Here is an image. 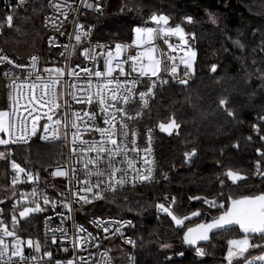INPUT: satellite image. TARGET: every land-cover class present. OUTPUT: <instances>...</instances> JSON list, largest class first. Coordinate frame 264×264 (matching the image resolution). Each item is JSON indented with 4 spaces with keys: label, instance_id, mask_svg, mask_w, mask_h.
I'll return each mask as SVG.
<instances>
[{
    "label": "trees",
    "instance_id": "1",
    "mask_svg": "<svg viewBox=\"0 0 264 264\" xmlns=\"http://www.w3.org/2000/svg\"><path fill=\"white\" fill-rule=\"evenodd\" d=\"M117 2L124 11L115 8ZM45 8V0H29L12 9L0 5V20L9 14L25 20L35 19ZM102 8L103 14H88L95 38L125 37L132 27L151 24L149 17L153 12L163 13L170 17L171 26L180 24L186 33L194 34L195 38L189 36V39L197 55L194 71L186 77V69L183 70L159 89L146 114L148 126L158 127L172 116L180 124L178 134H157L158 180L110 195L92 206L91 213L99 217L129 216L134 220L137 264H227V241L243 237L239 228L212 235L210 242L201 246L206 254L197 256L195 249L183 244L182 237L187 227L199 223L205 215L177 228L170 217L157 213L154 206L167 205L175 197L173 211L178 216L189 215L197 209L215 216L217 211L203 200L189 197L211 200L221 192L226 198L264 191V180L254 174L257 160L261 161L264 171V157L256 151L259 148L264 152V141L260 139L264 135V122L257 120L258 115H264V80L260 77L264 72V52L260 50L264 42V0H106ZM209 12L216 15V24L209 20ZM186 16L193 17V22H186L183 19ZM236 39L245 45L244 49L233 45ZM2 52L16 57L12 52ZM37 52H45L43 41ZM213 64L217 65L215 72L211 71ZM180 79H186L187 85L179 84ZM8 96V81L0 77V109H8ZM221 98L227 99V106L236 119L220 108ZM252 124H257L261 131L254 132ZM249 136L251 141L247 139ZM192 148H196L197 155L191 162H185L184 153ZM4 150L5 146H0V151ZM11 151L9 159H0V206L6 209L9 208L5 197L11 160L43 175L47 166L63 159L60 144L43 143L38 138L25 145H12ZM229 169L245 174L246 181L233 185L224 175ZM220 179H224V187ZM16 230L23 237L35 236L50 243L41 234L38 215L22 221ZM250 241L264 244L259 236H251ZM163 243L172 247L161 249ZM261 253L264 247L253 248L246 257L251 259ZM243 263L244 259L240 258L239 264Z\"/></svg>",
    "mask_w": 264,
    "mask_h": 264
},
{
    "label": "snow or ice",
    "instance_id": "2",
    "mask_svg": "<svg viewBox=\"0 0 264 264\" xmlns=\"http://www.w3.org/2000/svg\"><path fill=\"white\" fill-rule=\"evenodd\" d=\"M27 0H18L17 7L25 4ZM103 0H80L79 5L74 3H69L68 0H48V7L52 9L53 13L57 15L45 16V23L51 25L55 31H60L63 27L65 21L68 19L69 11L76 12L81 6L85 9L92 10L103 14L102 8ZM34 12H38L37 9H33ZM124 11V8H121ZM60 16L64 19L61 20ZM209 20L212 24L217 23V17L213 13H208ZM13 15L9 14L0 20V30H3L5 26L11 28L13 26ZM170 17L167 15L156 14L153 12L149 17L155 27L147 26H137L132 29L134 33V39L131 44H115V50L107 44H92L88 41V46H84V40L90 37L92 32L91 25L85 26L79 23L75 24V35L69 33V44L60 45L64 49L61 56H65L67 53L66 60L71 58L75 53L77 48H80V55L83 56L84 61L91 62L93 65L99 63L100 60L103 61V71L98 68L89 69L87 67L82 68V71L88 78V86L91 87L92 77L95 76L97 80H103L104 84H100L97 87V91L93 93H88L86 95V102L89 105H93L95 101L99 105V111L102 115L104 127L99 126L97 121V115L95 112H84V116L87 118V122H91V126H86L83 128V132H97L99 133L100 139L97 140L93 138L92 140L82 139V132L80 125L77 121L82 119L80 113L72 112V116L75 118L71 122V128L75 131L72 132V144L76 145L79 143L78 148H73V153L78 155L80 159L77 161L81 164L79 169L72 168L71 175L65 170H56L50 175L66 177L68 179V187L66 191H70L73 196V201L68 202L64 197V193H61V199L59 201L43 196L44 205L51 204L53 208L59 206L66 209L71 215L73 211V204H78L80 207L83 205L91 204L95 200H104L106 194L111 192L115 193L117 190L123 188L126 184L135 185L136 183H147L154 179V169L155 161L151 159L152 156V141H153V129H147V144L148 147L144 149L137 148V131H129L128 124L124 122L125 117L129 120L139 119L142 116L141 112H137L135 117L127 116L126 106L134 100V97L138 93L139 101L142 108L149 106V100L154 97V89L157 87V80L160 84L168 83L167 80L162 79L166 74H170L172 78L177 76V68L175 65V58L171 55H167L164 52H159L153 43L155 40L164 38V43L168 44L167 37H178L181 45H187L188 40L186 36H191L193 39L194 34L185 33L184 28L177 24L175 27L169 26ZM186 22L192 23L193 17L186 16L183 18ZM147 24V22H144ZM19 30V29H17ZM60 35H64V32H60ZM75 43H72V41ZM49 43L54 44V38H49ZM233 45L239 49H244L245 45L241 43L239 39L232 41ZM135 47L138 49L136 54H132L130 49ZM169 48H173L172 44H168ZM99 49V51H98ZM260 50L264 52V42L260 45ZM158 53V54H157ZM124 59H121V57ZM196 56V53L191 48L182 58L181 62L186 66L185 76L187 77L192 70V62ZM8 61V63H13L8 60L6 56H0V62ZM38 58L31 57V64L27 66L29 76L35 74L36 81H40L38 84L33 82L28 85L32 90L42 91V101L49 107V109H59L60 105L56 100V88L55 85L58 81L65 75V68H45L44 72L48 73L47 80H43L39 75V70L37 69ZM173 61V63H169ZM255 63V61H253ZM125 65H130L129 71H125ZM80 65H77L79 67ZM17 67H25L23 65H17ZM117 76H113V73L117 72ZM217 65H211V71L215 72ZM259 71V69H257ZM135 73L136 75H133ZM7 76L8 74L5 73ZM68 77L76 76L80 78V73L75 72L71 67L67 68ZM123 76L124 80L121 82L118 77ZM147 77L150 81L149 86L146 91H138L137 84L141 82V78ZM155 77L156 79H151ZM260 77L264 80V72L260 73ZM27 79V77H26ZM115 81V83H114ZM181 85H187L188 81L186 79H180L178 81ZM13 87H15V82H13ZM73 99L76 97L73 95ZM10 103L9 109H0V133L4 134L7 138L0 137V145L5 146L4 151H0V159H9L12 155L11 146L20 143H27L29 139L33 136H39L41 140H57L60 139V133L58 126L64 123L65 133L64 138L67 137L68 123L57 119L53 121V124L57 127H50L48 123L43 125H38L37 118L33 117L31 122V127H28V122L26 118L19 115V99L14 98L12 93L8 96ZM38 98L34 95L30 97V100H37ZM78 103H83V100H77ZM220 108L227 114V116L232 119H236L235 113L231 108L227 106L228 101L226 98L219 99ZM27 107V106H25ZM111 109V110H110ZM119 117V119H118ZM48 120H52L51 116H48ZM257 120L264 122V115H258ZM159 130L164 133L172 135L180 128V124L176 121L175 117L172 116L165 123H160L158 125ZM252 130L256 133L261 131V128L257 124L251 125ZM19 133V134H18ZM178 134V132H177ZM251 141V137L247 138ZM260 139L264 141V135L260 136ZM129 143L131 148H129ZM135 154L136 157L141 158V168H144L146 174L141 172L140 168H137L133 160L128 159L129 152ZM257 153L264 157V152L261 149H256ZM89 153H95L94 156H89ZM143 153V156L141 155ZM197 155L196 148H192L191 151H186L184 153L185 162H191L192 158ZM87 156L86 160L83 157ZM118 158H121L118 160ZM11 168L13 169L15 175L12 178V185H17L21 174H24L27 181H37L39 180L38 173L33 175L32 171L26 170L21 167L15 160H11ZM219 163V162H217ZM101 164H106L107 172L105 169L101 168ZM119 164H125L126 167H120ZM255 175H258L261 180H264V171L261 170V161L257 160ZM129 172L132 173L129 178ZM83 175L84 179H80V175ZM228 180L231 181L233 185L238 186V183L244 182L247 176L241 173L239 170H227L224 174ZM164 178H167V174H164ZM221 187L225 186L224 179H220ZM91 194V199L89 195ZM15 195V192H13ZM27 195L32 197H37L39 194L33 189V191ZM26 198V194H21V200ZM190 200H203L205 205H208L210 209H215L218 215L212 216L210 219L202 220L201 222L195 224V226L187 227L183 232L182 242L184 245L195 248V253L197 256H204L206 253L203 248L198 246V242L209 241V234H218L221 232H229L238 226L243 237L240 239H230L227 241L228 249L225 256L227 264H239V259H244V264H264V253L259 256L253 257L251 259L246 257V253L249 252L250 248H260L264 247V244H251V236H259L264 239V191L258 192L256 194L250 195H239V196H227L224 198L223 193H218L216 198L208 199L203 197H189ZM165 200L168 197L165 196ZM35 202V201H33ZM2 203V202H0ZM13 203L12 210L15 211L17 204ZM177 201L175 197L171 198V202L167 205L164 203H157L154 207L157 213H165L177 227L184 225L185 221L190 220L191 217H199L200 215H207L202 213L200 209L191 212L186 216H178L174 214L173 208ZM132 209H128L131 211ZM44 209L39 203H35V207H24L23 211L20 212V216L27 217L29 213H40ZM3 209H0V215H2ZM61 220L65 219L64 214L60 213ZM50 219V218H49ZM11 223L13 230H9L5 225L3 219H0V264H13V258H18L20 264H26V262L31 259L33 261H38V264H45L44 257L48 258V264L52 261V252L44 251L43 256L38 259L36 256L26 257L24 254L23 241L16 235L15 228L17 226V218L12 215ZM89 223L95 226L96 229H102L104 233H109L111 230L112 234L119 233L124 239L126 244L132 245L134 248L136 246V241L130 237H125L122 229L125 227H133L132 221L130 220H104L99 217H94ZM115 225V226H114ZM76 235L73 240V248L80 249L81 251H87L89 248H100L99 241L88 232L86 228L82 225H77L75 228ZM50 232L52 236V244L57 243V233L63 239H68L67 232L58 228L56 230H49L46 232L48 235ZM5 237H15V239L9 245L5 242ZM29 249L34 250L39 253L42 247L47 246V241L42 246L40 241H32L29 239L27 241ZM161 249L167 250L172 247V245L163 243L160 245ZM10 251V255L9 254ZM68 251V249H64ZM111 250L99 251L98 258L97 253H90L86 258L84 256L76 257V260L69 259L67 261L56 260L54 264H114V258L110 255ZM182 255V254H181ZM7 256V260L5 257ZM124 257L127 264H136L135 255L124 253ZM170 259V257H166Z\"/></svg>",
    "mask_w": 264,
    "mask_h": 264
},
{
    "label": "built area",
    "instance_id": "3",
    "mask_svg": "<svg viewBox=\"0 0 264 264\" xmlns=\"http://www.w3.org/2000/svg\"><path fill=\"white\" fill-rule=\"evenodd\" d=\"M29 1V0H27ZM69 3H74L75 5L80 4V0H68ZM106 0H103L102 7ZM18 0H0V5L4 8H14L17 7ZM48 0H45V11L40 16V21L42 26L45 30V37L43 39V44L45 46V52L39 53L34 52L30 53L29 55L22 56V57H15L9 53L0 51V56L8 57V60L12 61L13 63H8V61L0 62V77L7 79L9 84V93L11 92L14 98L19 99V115L26 118L28 122V127H31L32 118H37L38 125H43L44 123H48L50 127H57L53 124V121L60 119L63 122L68 123L67 128V137L64 138L65 127L64 123L58 126L59 133L61 138L57 140H41L39 136H33L31 139L27 141V143H20L15 145H25L30 143L35 138H38L43 143H51V144H60L61 150L63 151V159L53 165H49L45 168L44 174L34 171L33 169H26L32 171L33 175L38 173L39 180L37 181H27V178L24 174H21V177L18 180L17 185H12V178L15 175L13 169L11 170V175L8 179V190L9 193L6 195L5 200L9 202V208L6 209L3 206H0V209H3L2 215H0V219H3L5 225L11 231L13 230V226L11 223L12 215H15L17 218V226L24 220L20 216V212L23 211L24 207H35V203H39L40 206L44 209V211L40 213H29V217L26 219L28 220L33 215L40 216V224H41V234L43 237L50 241L47 243L46 247H42L39 253L35 252L34 250L29 249L27 245V241L31 239L32 241L39 240L41 245L45 244V241H42L38 237L30 236V237H23L21 236L15 228L16 235L23 241L24 247V254L26 257L36 256L38 259L43 256L44 251H51L52 261L51 264H54L56 260L60 261H67L69 259L76 260V257L84 256L88 257L90 253H98L99 251L103 250H111L110 255L114 258V264H127V261L124 257V253L133 254L135 255L136 264H137V257H136V246L135 248L132 245L126 244L124 239L120 236L119 233L112 234L111 230L109 233H104L102 229H96L94 225L89 223L94 217H99L91 213L90 208L95 206L96 204L102 202L103 200H95L91 204L83 205L80 207L78 204H73V211L69 216V213L66 209H63L59 206L53 208L51 204L44 205L43 203V196L47 195L48 197L59 201L61 197V193H64V197L68 202L73 201V196L70 191H66L68 187V179L66 177L60 176H52L50 173L60 169L69 172L71 175V169L76 168L79 169L81 164L77 161L80 157L73 153V148H78L79 143L77 142L76 145L72 144V132L75 131L71 128V122L75 119L72 116V112L80 113L82 119L77 121L80 125L81 132H82V139L85 140H92L93 138L99 140L100 136L97 132H83V128L86 126L87 118L84 116V112H95L97 115L96 123L104 127L102 115L99 111V105L94 101L93 105H89L86 102V95L90 93H95L97 91V87L100 84H104L103 80H97L95 76L92 77L91 87L88 86V78L85 73L82 71V68L87 67L90 70L98 68L99 70L103 71V61L100 60L98 64L93 65L91 62L84 61L82 55H80V48H77L75 53L71 56V58L66 60L67 53L65 56H61V53L64 52V49L60 47L63 44H69V33L75 35V24L79 23L85 26L91 25L88 18V14L91 12H95L92 10H88L83 8L82 6L76 11L72 12L69 11L68 19L65 21L63 27L60 28V31H55L52 26L49 24L46 26L45 23V16H53L57 15L53 13L52 9L48 6ZM60 19L63 20L64 17L60 16ZM137 26H147V27H155L154 23L148 25H136ZM169 26H171L169 24ZM132 27V29L134 28ZM173 27V26H171ZM132 29L128 32L127 36L125 37H105V38H95L93 37V27L90 37L84 40V46H88V41L90 40L92 44H107L109 45L113 51L115 50V44H131L132 40L134 39V33ZM60 32H64V35H60ZM186 33V32H185ZM52 37L55 40L54 44L49 43V38ZM188 40L187 45H181L179 38L172 36L167 37L168 44H172L173 48H169L168 44L164 43V38H160L155 40L153 43L155 44L158 53L164 52L167 55H171L175 58V65L177 68V75L180 74L183 70L186 69L185 65L181 62L182 58L188 52V49L191 48L190 46V39L189 36L185 37ZM72 43H75L73 40ZM99 51V49H98ZM132 54H136L138 49L133 47L130 49ZM157 53V54H158ZM37 57V69L39 70V75L42 77L43 80H47L48 73L44 72L45 68H56L61 67L65 68V75L58 81L55 85L56 88V100L57 103L60 105L59 109H49L48 106L42 101V91L41 90H32L28 87L29 84L36 82L40 84V81H36V75L33 74L29 76L27 66L31 64V57ZM121 59H124L122 56ZM169 63H173V61H169ZM17 65H23L25 67H17ZM77 65H80L77 67ZM71 67L75 72L80 73V78L76 76L68 77L67 75V68ZM130 65H125V71H129ZM5 73L8 75L6 76ZM117 72L113 73V76H117ZM133 75H136L133 73ZM27 77V79H26ZM118 79L123 82L124 77L119 76ZM151 79L155 80V77ZM162 79L167 80L168 83L161 85L160 81L157 80V87L154 89L155 95L149 100V106L146 108L141 107V103L139 101L138 93L134 97V100L130 102L126 106L127 116L135 117L137 112H141L142 116L139 119L129 120L125 117L124 122L128 124L129 131L136 130L137 135V148L144 149L148 147L147 144V129H153V141H152V156L151 159L155 161V169H154V179L147 183H136L135 185L126 184L123 188L117 190L115 193L127 190V189H135L150 183H154L158 180V169H159V160H158V148H157V134L159 133L158 127L156 126H148L146 125L145 119L146 114L150 106L152 105L159 89L163 88L164 86L168 85L172 79L170 74H166L162 77ZM13 82H15V87H13ZM115 83V81H114ZM150 81L147 77L141 78V82L137 84L138 91H146L147 87L149 86ZM35 96L37 100H30L31 96ZM75 96L76 99H73L72 96ZM77 100H83V103H78ZM11 103V102H10ZM27 106V107H25ZM111 110V109H110ZM48 116L52 117V120H48ZM119 119V117H118ZM87 126H91V122H87ZM19 134V133H18ZM129 148H131V144L129 143ZM89 156H94L95 153H89ZM143 156V153L141 154ZM88 157H83L86 160ZM121 158H118V160ZM128 159L133 160L137 168H140L141 172L146 174L144 168H141L142 160L139 157H136L134 153L131 151L129 152ZM120 167H126L125 164H119ZM101 168L105 169L107 172L106 164H101ZM132 173L129 172V178L131 177ZM80 179H84L83 175H80ZM38 192L37 197H32L31 195H27L33 191V189ZM15 192V195H13ZM26 194V198L21 200V194ZM115 193H107L106 198L110 195ZM89 195V199H91V194ZM105 198V199H106ZM104 199V200H105ZM17 207L15 211L12 210L13 203H16ZM35 201V202H33ZM60 213L64 214L65 219L61 220ZM50 218V219H49ZM104 220H130L132 221L133 227H125L122 229L124 232L125 237H130L136 241L133 230L135 228L134 220L129 216L124 217H116V216H105L99 217ZM77 225H82L84 228L87 229L88 232L92 233V235L96 238L97 241L100 243V248H89L87 251H81L80 249L73 248V240L76 235L75 228ZM115 226V225H114ZM58 228H62L67 232L68 239H63L57 233V243L54 245L52 244V236L49 232L46 235V232L49 230H56ZM15 239V237H5V242L9 245ZM201 247V246H200ZM68 249V251H64V249ZM202 248V247H201ZM10 251L9 254L10 255ZM45 264H48V258L44 257ZM7 260V256L5 257ZM95 262V258L93 260V264ZM13 264H20L18 258H13ZM26 264H38V261H33L29 259ZM76 264H79L76 261ZM244 264V263H243Z\"/></svg>",
    "mask_w": 264,
    "mask_h": 264
},
{
    "label": "rangeland",
    "instance_id": "4",
    "mask_svg": "<svg viewBox=\"0 0 264 264\" xmlns=\"http://www.w3.org/2000/svg\"><path fill=\"white\" fill-rule=\"evenodd\" d=\"M114 6L117 10H121V8L123 7L122 4L119 2L115 3ZM44 37L45 30L42 26L39 16L35 17V19L25 20L22 19L20 16L14 15L13 26L11 28L5 26L3 30H0V50L12 52L16 55V57L26 56L32 52H37L41 50V43ZM190 46L191 49L194 50L196 53L195 48L191 44ZM195 60L196 56L192 62L191 72L194 71ZM8 109L10 110V104L8 106ZM0 137L7 138L2 133H0ZM8 193L9 190L6 192V195ZM252 249L253 248H250L249 252Z\"/></svg>",
    "mask_w": 264,
    "mask_h": 264
},
{
    "label": "water",
    "instance_id": "5",
    "mask_svg": "<svg viewBox=\"0 0 264 264\" xmlns=\"http://www.w3.org/2000/svg\"><path fill=\"white\" fill-rule=\"evenodd\" d=\"M151 22H152V21H151ZM152 23H153V22H152ZM178 130H179V129H178ZM178 130H176V132H173L172 135L177 134ZM158 131H159V133H161V134H165V135H167V136H172V135H169L168 133L161 132V131L159 130V127H158ZM161 214L167 215V214L162 213V212H161ZM212 216H214V215H211L210 213H207V215H205V217H204L203 220L210 219ZM28 217H29V215H28L27 217H23L22 220H26ZM199 217H200V216H199ZM199 217H191L190 220L185 221L184 225H185L187 222L193 221V220H195V219H197V218H199ZM170 218H171V217H170ZM200 222H201V221H200ZM184 225H182V226H180V227H177L176 225H175V226H176L177 228H183ZM194 226H195V225H194ZM236 228H238V226H235V227H234V229H236ZM212 235H213V234H211V233L209 234V236H210L209 241H201V242H198V246L200 247V246H202V245H206V244H208V243L210 242V240H211ZM186 246H187V245H186ZM187 247H189V246H187ZM189 248H193V249H195L194 247H189ZM258 256H259V255H258Z\"/></svg>",
    "mask_w": 264,
    "mask_h": 264
},
{
    "label": "flooded vegetation",
    "instance_id": "6",
    "mask_svg": "<svg viewBox=\"0 0 264 264\" xmlns=\"http://www.w3.org/2000/svg\"><path fill=\"white\" fill-rule=\"evenodd\" d=\"M162 123H165V122H162Z\"/></svg>",
    "mask_w": 264,
    "mask_h": 264
}]
</instances>
